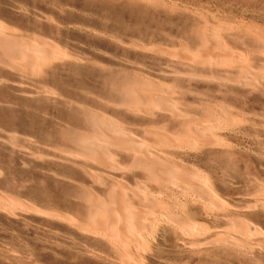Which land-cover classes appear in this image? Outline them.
<instances>
[{
	"label": "rangeland",
	"instance_id": "374dc122",
	"mask_svg": "<svg viewBox=\"0 0 264 264\" xmlns=\"http://www.w3.org/2000/svg\"><path fill=\"white\" fill-rule=\"evenodd\" d=\"M146 1L0 0V21L2 20L4 22H1L2 24L8 25L14 33L18 30L16 33L18 35L29 33L36 37L49 39L62 49L70 53L73 52L72 54L80 58V62H52L41 72L30 76L28 79L22 77L18 71L9 67L7 68L3 64L1 66L0 64V79L4 77L9 79V81L0 80V194L2 193L1 195L7 197L9 203L11 202L10 204L6 202L3 203L5 205H0V264H123L119 260L116 251L114 249L112 250L111 246L104 239L90 234L82 229L81 226V222H83V219L86 218L88 213L87 197L90 194L88 192H97L106 201L108 200V190L114 185L112 180H110L111 178L108 181L111 172L92 161H85V159L79 158L77 160V158L68 156L64 152L62 154L60 149L63 147L75 148V144L69 137L70 134L75 132V128L77 130H90L78 124V109L83 105L91 106L100 112L107 113L112 118L114 117L113 119L119 121L122 127L129 134L135 136V138L140 137L138 139L145 141L149 139L147 142H152V137H149L150 135L145 133L144 126L129 123L130 119L126 113H123L120 108L117 109L108 103V100L118 98L119 89L116 88H119L122 82L130 78L143 76L159 81L165 88L173 89L175 92L173 96L180 98L179 104L182 107L195 108L197 111L202 112L207 102H218L222 107L226 105L223 108H225L224 111L227 114L230 112V115L238 116L239 118L244 116L241 118L244 119L243 122H239L237 125L230 127V129L214 132L216 135L225 138L227 143L223 146L214 148L201 147L199 148L200 150L197 149L199 152L197 150H191L193 153L188 151L184 154H170L169 157L175 158L174 160L178 159L177 161L179 162L182 160L181 163L183 164L188 162L186 165L189 167L192 166L191 169L197 172L200 177L205 176L209 179V182L216 191L218 190L217 193L222 199L228 200L227 202H232L228 210L218 211L213 206L210 208L209 202L207 203L203 199H198L199 201L193 200L195 203L192 200H189V202L186 201L188 204L186 206L187 204L184 200L181 201L179 199L178 201V198L174 196L172 198L173 200L175 199L176 206H179V209L177 208L178 206L176 207L178 213L183 218L196 221L200 225L208 228L210 227V230L214 229L215 232L220 234L229 232L232 235L236 231L233 236H237L236 238L240 236L238 239L250 241L253 251H251V248L247 249L248 252L244 248H233L231 246L229 248V245L226 244L212 245V247L207 246L201 248L200 251L199 249H190L187 247V244L186 246L183 244L180 231L175 226L173 229L171 224L166 222L170 226L167 228L166 223H163L166 220L163 219L162 222V218H159L160 220L158 218L156 219V216L158 217L159 214L157 212L154 213L155 210L150 211L148 209V218L153 222L152 224L155 227L152 226L153 235L149 234L152 233L151 228L144 233L146 238L144 237V241H142L143 250H146L145 248L149 249L147 251H143L142 249H140L141 251L138 250L143 259L146 260H143L142 264L144 262L145 264H264V245L262 244L264 243V199L257 202L255 204L256 206H249L251 205L250 194L260 191L264 186V127L262 128L264 126V78L262 80L263 82H261L262 84L252 86V88L251 86H231V88L227 86L222 88L216 84L200 80H190V83V81H185V79H173L166 75L165 70L168 64L166 56L151 54L141 49L133 48L134 43H146V45L163 43L162 46H168V48H179L181 42L185 44L189 39L188 42L190 44L188 42L186 44L188 48L192 49L200 41L199 34L197 36V33L200 31L201 25L203 27L205 25L204 23H206L205 21H209L216 25H212L217 29L216 32V29L212 27L215 36L218 33V38H216L220 40V37L223 39L224 36V41L221 39V42L224 44L229 43L227 47L226 44L224 45L226 49L231 45L232 47L229 49H234L235 54H242L249 61L252 59L256 60L255 62H249L247 59H244L245 63L247 61L250 63L247 65L259 68L261 66L260 63L264 61V38H261L264 36L261 33V31L264 33V0H210L211 2L209 0H166L174 6L175 10H172L173 6L171 7V5L167 8L168 3L164 0H158V2L161 1V6L165 3L162 8L160 5H157L159 3L156 0ZM182 2L187 7H184ZM159 6L160 8H157ZM177 6L178 8L181 6L184 10L175 8ZM164 7L167 9H164ZM199 7L201 8L199 9ZM212 7L214 8L212 9ZM31 9H33V12ZM191 9L194 10L193 13ZM22 10L23 12H21ZM189 11H191L190 14L188 13ZM2 12L5 15H2ZM212 13L214 14L213 16ZM205 14L214 19L206 15L207 19L205 20ZM217 15L221 19L219 18L215 21L218 17ZM45 16L47 18L49 17V19ZM200 18H204L203 21ZM222 19L226 21L225 24L227 26H225L230 28V33H228V28L223 26L226 28L225 30L218 26V23L221 26L224 25ZM8 20L13 21L10 22ZM15 20H18V22H15ZM231 23H233V28ZM23 24L24 27L22 26ZM236 24H240L241 26ZM76 25L79 26L77 27ZM82 26L83 28H81ZM250 26L253 29L250 30L251 32H246L251 28ZM198 27H200L199 30ZM217 27L221 29L219 28L220 30H218ZM239 29L243 30V33ZM256 30H259V32ZM253 31H256L258 34L261 33V37L253 36ZM191 32L192 34L194 32V34H190ZM230 36L233 38L231 39ZM180 38L182 41L178 40ZM255 39L257 40L255 41ZM248 54L250 58L247 56ZM13 78L26 82L21 81L22 85L18 86L16 85L17 83L14 84L11 81ZM25 85L29 86L30 92L28 94L21 91L20 86ZM38 85L51 87L56 92V96H46L36 92ZM207 86L209 88L212 86V88L209 89ZM225 90L228 92H225ZM200 96L204 100L202 103L194 102L193 106L188 103V101H192ZM249 101H251V104ZM250 109L256 111L251 110L250 112ZM253 115L254 117H252ZM245 119L253 121L250 122ZM248 122L250 125H248ZM239 124H242V126ZM231 128L233 130L235 128L236 130L233 131ZM66 133L69 135H65ZM13 138H16V140L10 141ZM65 138L66 141H64ZM231 141L233 142L232 145L230 143ZM62 142L63 144L65 142V144L63 145ZM193 162L194 164H192ZM83 167H87L91 171L93 170L95 179L85 172ZM225 170L226 172H224ZM84 172L86 174H83ZM114 175L130 187L140 188L144 185L148 188L152 187L140 173L132 177L131 175L121 177L119 173H114ZM100 176L101 179L103 177V182L101 180L99 182L98 178ZM97 180L100 185H96ZM137 181L139 184H137ZM140 181H143L144 184L142 182L141 185ZM94 182H96L95 185H93ZM101 183H105V185L103 184L104 187H102L103 185ZM81 184L85 185L81 186ZM83 187L87 189L84 190ZM95 188L96 190H94ZM152 189L157 190L154 187ZM15 198L19 200H14ZM84 198L85 201H81ZM165 198L172 199L171 197ZM179 202L181 204L183 203L187 208L182 205L181 210V204ZM203 203L209 205L207 209L209 207L211 210L208 209L207 211L205 208L206 205L204 207ZM27 204L33 207H28ZM195 204L196 206H194ZM232 205L236 207L233 206L232 208ZM26 206L28 208H25ZM35 207L38 208L36 209ZM59 211H63V214H68L70 217L73 216L72 219L67 221L68 218L62 216L61 218L59 216L61 212ZM205 211H207V215H205ZM55 212L57 216L54 215L56 214ZM81 213H84L83 218ZM245 214L248 215L244 216ZM78 215L81 217H78ZM209 215L211 218H209ZM76 220L78 224H76ZM239 222L241 225L251 229L248 233L249 235L242 233L243 229L237 228ZM157 226L160 228H157ZM163 226L164 229H161ZM230 226H233L232 228L237 227L232 231ZM162 231H166V234ZM175 232L176 236L174 235ZM148 238L154 240L153 243ZM179 241L181 242L179 243ZM184 246L185 248H183ZM244 251L245 254H242ZM131 264L137 263L131 262Z\"/></svg>",
	"mask_w": 264,
	"mask_h": 264
},
{
	"label": "bare ground",
	"instance_id": "6f19581e",
	"mask_svg": "<svg viewBox=\"0 0 264 264\" xmlns=\"http://www.w3.org/2000/svg\"><path fill=\"white\" fill-rule=\"evenodd\" d=\"M144 1H146V0H144ZM148 1L149 0H147L146 2H148ZM156 1L158 2V0H156ZM164 1H166V0H164ZM172 1H174V0H172ZM157 2H155V3H157ZM160 2H158L159 4H157V5H160L161 4ZM166 3H168V1H166ZM164 4L165 3H163L162 6H164ZM168 4L166 6L167 8L170 7L171 3L169 4V6H168ZM209 4H211V3H209ZM183 5H184V7L186 6L184 3H183ZM160 6L157 8H160ZM162 6H161V8H162ZM172 6L173 5H171V7ZM181 6H179L180 9L178 8V6L175 8H178L179 10H182V9L184 10V8H181ZM189 6H190V4H189ZM167 8L164 7V9H167ZM191 8H193V7L191 6ZM200 8L201 7H199V9ZM213 8L214 7H212V9ZM22 9H24V8H22ZM199 9H197V10L199 11ZM172 10H175L174 6H173ZM172 10H170V11H172ZM191 10L193 13L194 10L193 9H191ZM31 11L33 12V9H31ZM209 11H210V9H209ZM3 12H6V11H3ZM21 12H23V10ZM26 12L28 13V11H26ZM190 12L191 11H189L188 13L190 14ZM200 12H198V13H200ZM202 12H205V11H202ZM219 12H220V9H219ZM195 13H194V15H195ZM215 14H217V13H215ZM218 14H220V13H218ZM2 15H5V13H3ZM7 15H9V14H7ZM206 15L207 14H205V16H204L205 20L207 19ZM209 15H207V16H209ZM213 15L214 14L212 13V16ZM14 16H15V14H14ZM198 16H200V15H198ZM217 16L218 17H217V19H215V21L220 18L219 15H217ZM222 16H224V15L222 14ZM210 18H213V17H210ZM210 18H208V19H210ZM215 18H216V15H215ZM47 19H49V17ZM200 19H202V18H200ZM203 19H202V21H203ZM236 19L238 20V18H236ZM229 20L231 21L230 18H229ZM8 21H10V20H8ZM11 21H13V20H11ZM16 21L18 22V20H15V22ZM22 21H23V18H22ZM226 21L223 20L224 25H222V26L220 25V23H218V26H220V27H222V29L226 30V28H228V27H226L227 25L225 24ZM239 21H240V19H239ZM1 22H2V20L0 21V62H1L0 64H1V66L3 64L7 68L9 67L13 70L18 71L22 75V77H24L25 79H28L30 76H32L34 74H38L44 68L48 67L49 64L52 62H56V61H62V62H66V61L76 62V61H78V62H80L79 61L80 58L77 57L76 55L72 54L73 52L70 53V52L62 49L61 47H59L57 44H55L51 40L45 39L43 37H36L35 35L29 34V33H26L25 35H18V34H16L18 32V30H16V33H14L13 30H11V28L8 27V25L6 26L5 24H2L4 22H2V23ZM205 22L206 23H204L205 25H203V27H202V25H201V28L198 27V30L200 28V31H199V33H197V36L199 34L198 37H199L200 41L197 44V46H195V47L193 46L192 49L188 48L187 47L188 45L186 44L189 41V39L187 42H185V44H182V42H181L179 48H177V47L176 48H171V47L168 48V46L167 47L162 46L163 43L162 44H158V43L154 44L153 43L150 45H146V43L145 44L144 43H134V44L132 43L133 48H135V49L138 48V49H141V50L146 51V52L151 53V54H159L162 56H166V58L168 60V64L166 65L165 73L167 76H169L170 78H173V79H185V81L186 80L187 81L200 80V81L210 82V83L216 84L218 87H222V88L227 87V86H230V88H231V86H245V87L251 86V88H252V86L262 84L261 82H263L262 80L264 78V61H262L260 63L261 66L259 68L253 67L251 65H247V64H250L249 62H255L256 60L252 59L249 61L247 59V57L244 58L242 56V54L241 55L239 54V53H243V52H247V51L239 52L238 53L239 55L235 54L234 49H229L230 47H232L231 45L228 46V49H226V47L229 43L228 42H227L228 44L225 43L226 47H224L225 44L223 42H221L224 39V36H223V39H222V37L219 36L222 40L221 39L218 40L217 39L218 33L215 36V34L213 32V28H215V27H213L212 25H214V26H216V25L214 23L209 22V21H205ZM231 22H233V21H231ZM24 24L22 25L23 27H24ZM200 24H199V26H200ZM227 24L229 25V23H227ZM15 25H16V23H15ZM231 25L233 28V23H231ZM236 25H238V24H236ZM22 26H21V28H22ZM76 26L78 27L79 25H76ZM223 26L226 28H224ZM220 27H217L218 30L221 29ZM81 28H83V26ZM193 29H194V27H193ZM228 29H229L228 33H230L231 30H230V28H228ZM251 29H253V28L252 27L249 28V30L246 32H249ZM254 29H255V27H254ZM239 30H241V29H239ZM221 31H224V30H221ZM241 31L243 33V30H241ZM256 31L259 32V30H256ZM256 31H253V33H252L253 36L261 37V33L264 35V33L262 31L259 34ZM216 32H217V29H216ZM190 34H192V32ZM193 34H194V32H193ZM224 34H226V33H224ZM248 34L251 35L250 33H248ZM221 35H223V34H221ZM181 38L178 40H181ZM191 38H193V37H191ZM230 38L232 39L233 37L230 36ZM261 38H264V36H262ZM237 39H238V37H237ZM256 40L257 39H255V41ZM193 41H195V40H193ZM231 43H232V41H231ZM123 45H124V43H123ZM129 46H131V45H129ZM259 47H260V45H259ZM263 48H264V46H263ZM263 54H264V52H263ZM247 56H249V54ZM249 58H250V56H249ZM244 59H247L249 62L247 61L248 63L247 62L245 63ZM70 65H71V63H70ZM90 65H91V63H90ZM2 70H4V69H2ZM2 74H3V72H2ZM1 79L5 80V81H9V79H6L5 77L1 78ZM5 81H3V82H5ZM11 81L14 84L17 83L16 85H18V86L22 85L21 81L26 82L24 80L18 81L15 78H13ZM190 83H191V81H190ZM204 85H206V84L204 83ZM214 87H216V86H214ZM20 88H21V91L26 93V94H28L30 92L28 85L20 86ZM211 88H212V86L209 89H211ZM238 88H236V89H238ZM116 89H119L118 98L110 99V100H108V103L110 105L116 107L117 109L120 108L123 111V113H126L130 119L129 123L135 124V125L140 124V125L144 126L145 127V133L150 135L149 137H152V142H147L149 139L147 141H145L142 139H138L140 137L135 138V136H132L131 134H129L122 127V124L119 121L113 119L114 117L112 118L110 115H108L105 112H100V111L96 110L95 108H93L91 106H87V105L86 106L83 105L80 109H78V111H79L78 116H77L78 117L77 119L79 122L78 124L80 126L87 127L90 130H88V129H78L77 130L74 127L75 132L73 131L74 133L70 134L69 137L72 140V142L75 144L74 145L75 148H72L70 146L71 148L63 147L62 149H60V147H59V149L62 151V154L64 152V154H66L68 156L70 155L73 158H77V160L79 158V159H85V161L86 160L92 161L95 164H98V165L102 166L103 168L109 170L111 172V174L108 173L110 177L107 176L108 174L106 175V177H108V181L112 180V183L114 184L108 190V200L107 201L104 199V197L103 198L101 197L102 195H98L99 193H97V192L96 193L94 191L88 192V193H90L89 196L87 197L88 213H87L86 218L83 219V222H81L82 225L79 223V225L82 226V229L86 230L90 234H94V235L99 236L102 239H104L107 242V244H109L111 246L112 250L114 249L116 251V254H118L119 260L123 264L124 263L125 264H128V263L131 264V262H134L137 264H142V262L144 260L143 257L141 256V254L139 253L141 251L140 249L143 250L142 241H144V237L146 238V236H144V233L149 231L150 228L152 230L153 229L152 226H154L152 224L153 222L148 218V215H149V213L147 212L148 209L150 211L155 210L154 213L157 212L159 214L158 217L156 216V219L162 218V222H163V219L166 220L163 223H166V222L170 223L172 228L175 226L180 231V234H181L180 236H181V239L183 241V244H185V246L187 244L188 245L187 247H189L190 249H195V250L199 249V251H200L201 248H205L207 246L212 247V245L217 246V244H220V245L226 244V245H229V248H230V246L233 248H242V249L244 248L245 250L251 248V251H253L250 241H248L246 239L245 240L238 239L240 236L238 238H236L237 236L236 237L233 236V234L235 235L234 232H236V231H234L232 235L229 232H226L225 234H220V233L215 232L214 229L210 230L209 229L210 227L208 228L206 226L200 225L196 221L185 219L180 215V213H178V210H176V207L178 205L176 206L177 203H175V201H174L175 199L173 200V198H172L174 196L176 198H178V201H179V199H181V201L184 200L186 204H187L186 201L189 202V200L190 201L192 200V202H193V200L203 199L205 202H207V203L209 202V204H210V206H209V205H206L203 203L204 207L206 205V207H205L206 209H207V206H209L210 208H212L211 206H213L218 211L228 210L231 207L232 202L229 201V202H231V203H229V202H227L228 200L226 201V200L222 199L219 196V194L217 193L218 190L216 191L214 189V187L211 185V183L209 182V179H207L205 176H203L204 178L200 177V175H198L197 172H195L191 169L192 166L189 167L186 165V163H188V162L183 164V163H181V161H182L181 158H180L181 161L179 162V161H177L178 159L174 160L175 158L173 159V158H170L171 156L169 157L170 154L171 155L184 154V153L191 151V150H194V151L197 149L200 150L199 148H201V147L202 148L203 147L214 148V147H218V146H223L225 143H227L225 141V138L221 137L220 135H216V133H214V132L219 131V130L226 131L225 129H230V127L237 125L239 122H243L244 119H241V118H243L244 116L239 118L238 116L230 115L229 114L230 112L227 114L224 111L225 108H223L226 105L222 107V105L219 104L218 102H207L206 101L207 102L206 107L202 110V112L197 111V109H195V108L182 107L179 104L180 98L173 96L175 93L173 89L165 88L162 85V83H160L159 81H157L153 78L146 77V76L130 78V79L122 82L120 87L116 88ZM239 89H241V88H239ZM253 90H251V91H253ZM226 91L227 90H225V92ZM36 92L42 93L46 96H56L55 95L56 92L51 87H49L47 85H38ZM218 96H220V95H218ZM243 96H245V95H243ZM215 97H216V95H215ZM232 97H234V96H232ZM240 97H242V96H240ZM248 98H250V97H248ZM196 99H193L192 101H188V103H190V105L193 106L194 102L202 103L204 101V100H202V96L196 97ZM254 101H252V102H254ZM104 102H105V100H104ZM249 102L251 104V101H249ZM247 104H249V103H247ZM252 105H254V104H252ZM245 107H247V106H245ZM247 110H248V108H247ZM251 110L256 111L254 109H250V112H251ZM248 114H249V112H248ZM252 117H254V115ZM245 120L250 121L249 119H245ZM252 121H250V122H252ZM239 125L242 126V124H239ZM239 125H238V127H239ZM243 125H244V123H243ZM248 125H250V123ZM252 125H253V123H252ZM245 126H247V125H245ZM256 126H257V124H256ZM65 127H64V129H65ZM263 127L264 126H262V128ZM69 128H70V126H69ZM140 128H142V127H140ZM231 129L233 130V128H231ZM234 130H236V129L234 128ZM242 130H244V129H242ZM68 133H70V132H68ZM68 133H66L65 135H69ZM224 133H226V132H224ZM142 135H140V136H142ZM227 138H228V136H227ZM14 139L16 140V138H13L10 141H15ZM146 139H147V137H146ZM64 141H66V138ZM67 141H69V140H67ZM230 143L232 145L233 142L231 141ZM62 144H63V142H62ZM64 144H65V142H64ZM228 145H230V144H228ZM234 147H235V145H234ZM56 148H55V150H56ZM227 148H229V147H227ZM239 149H241V148H239ZM249 150H250V148H249ZM191 153H193V152L191 151ZM251 154H253V153H251ZM173 157H175V156H173ZM89 161H88V163H89ZM183 161H184V159H183ZM194 162L192 164H194ZM205 162H206V160H205ZM85 164H86V162H85ZM83 168L85 169V172H87L93 179H95V177H94L95 174L93 175V170L91 171L87 167H83ZM198 168H199V166H198ZM260 169H261V167H260ZM85 172L83 174H86ZM224 172H226V170ZM114 173H119V176H121V177H124L126 175H131V177H132V176H136L137 174L140 173L145 177V181H147L152 187L157 188V190L156 189L153 190L152 187L148 188L145 185L140 187V188L130 187L127 184H125V182H122V180L119 179L116 175H114ZM198 173H200V172H198ZM103 174H105V173H103ZM103 174H102V176H103ZM98 180H99V182H100V180H101V182H103V177L101 179V176H100L98 178ZM98 180H97V183L94 182L93 185H95V183L97 185ZM106 181H107V179H106ZM142 182L140 181V184ZM101 184L105 185V183H101ZM137 184H139L138 181H137ZM143 184H144V182H143ZM82 185H85V184H81V186ZM98 185H100V184H98ZM104 185L102 187H104ZM83 188H84V190L87 189L85 187H83ZM81 189H82V187H81ZM94 190H96V188ZM229 192H231V191H229ZM1 194H0V205L3 203H6V202L9 203L8 202L9 199L7 197H5L4 195H1ZM81 195L83 196V194H81ZM165 197H171L172 199H166ZM244 197H246V196H244ZM81 199H83V198H81ZM243 199H245V198H243ZM261 199L262 200L264 199V186L260 189V191H258L256 193L253 192L250 194L251 205H249V206H254L257 202L262 201ZM14 200H19V199L15 198ZM81 201H85V198H84V200H81ZM184 201H183V203H184ZM15 202H17V201H15ZM13 203H14V201H13ZM22 203L23 202L21 201V204ZM179 203L181 204V202H179ZM183 203L181 204L180 209L184 206L185 203L184 204ZM193 203H195V201ZM196 204L194 206H196ZM3 205H5V204H3ZM27 205H28V207L29 206L33 207L32 205H29V204H27ZM186 206H188V204ZM233 206L236 207L235 205H232V208H233ZM23 207H24V205H23ZM28 207L26 206L25 208H28ZM147 207H149V208H147ZM209 207H208V209H210ZM257 207H258V204H257ZM262 207H263V205H262ZM35 208H33V209H35ZM177 208L179 209V206ZM185 208H187V207H185ZM205 208H203V209H205ZM214 208H213V210H214ZM208 209H207V211H208ZM245 209L247 210V208H245ZM43 210H41V211H43ZM183 210H184V208H183ZM207 211H205V215H207L206 214ZM59 212H61V211H59ZM59 212H58V214H59ZM62 212L60 213L61 215H59L60 217L62 216L64 218H68V220L66 219L67 221H69V219H72L73 216L71 214L70 215L72 217H70L68 214H63ZM203 212H204V210H203ZM48 213L50 214V212H48ZM53 213H54V211H53ZM230 213H233V212H230ZM245 213H247V212H245ZM83 214L81 215L82 218H83ZM253 214H254V211H253ZM51 215H52V212H51ZM54 215L57 216V213ZM154 215H156V214H154ZM247 215L248 214H245L244 216H247ZM81 216L78 215V217H81ZM151 216H152V214H151ZM236 216H237V213H236ZM152 217H154V216H152ZM194 217H195V215H194ZM205 217H207V216H205ZM209 218H211V216ZM225 219H227V218H225ZM80 220L82 221V219H80ZM245 220H247V219H245ZM76 222H77V220H76ZM157 222H159V221H157ZM200 223H203V222H200ZM76 224H78V222ZM157 225H159V224H157ZM166 225H167V223H166ZM253 225H250V226H253ZM168 226L169 225H167V228H168ZM255 226H256V224H255ZM232 227H231V229L233 231V229L234 228L236 229L237 226H235L234 228H232ZM79 228H81V227L79 226ZM157 228H160V227L157 226ZM176 228H175V230H177ZM237 228L243 229L242 233H244L245 235H249L248 233L251 230L248 227L241 225L240 222H239V225ZM161 229H164V226ZM166 231H168V230H166ZM151 232L152 233H149V234L153 235V230ZM155 232H157V231H155ZM162 232L165 233L164 231H162ZM240 232H241V230H240ZM159 233H160V231H159ZM163 233H161V234H163ZM237 233H238V231H237ZM174 235L176 236V232L174 233ZM237 235H239V234H237ZM245 235H243V236H245ZM252 235H253V233H252ZM199 237H202V238H199ZM148 239H150V238H148ZM149 241L150 242L152 241L151 243H153L154 240L150 239ZM251 241H252V239H251ZM259 241H260V243H262L261 240H259ZM180 242L181 241H179V243ZM183 244H180V245H183ZM253 244H255V243L253 242ZM262 244L264 245V243H262ZM185 246L183 248H185ZM256 246H253V247H256ZM124 247H125V249H124ZM145 249L146 250H143V251H147L149 248L148 249L145 248ZM138 250H140V251L138 252ZM231 250H233V249H231ZM197 252H198V250H197ZM246 252H248V250ZM193 254H195V253L193 252ZM242 254H245V251L242 252ZM199 255H201V254H199ZM202 255H204V254H202ZM248 255H250V254H248ZM112 261H114V260H112ZM120 261H119V263H120ZM144 261H146V260H144ZM199 262H201V261H199ZM144 264H145V262H144ZM195 264H197V263H195Z\"/></svg>",
	"mask_w": 264,
	"mask_h": 264
}]
</instances>
